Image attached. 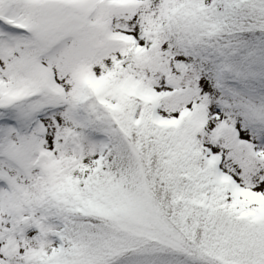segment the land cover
Here are the masks:
<instances>
[{
    "label": "snow or ice",
    "instance_id": "1",
    "mask_svg": "<svg viewBox=\"0 0 264 264\" xmlns=\"http://www.w3.org/2000/svg\"><path fill=\"white\" fill-rule=\"evenodd\" d=\"M0 264H264V0H0Z\"/></svg>",
    "mask_w": 264,
    "mask_h": 264
}]
</instances>
